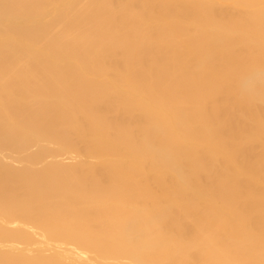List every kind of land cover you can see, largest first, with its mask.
<instances>
[{"label":"bare ground","instance_id":"6f19581e","mask_svg":"<svg viewBox=\"0 0 264 264\" xmlns=\"http://www.w3.org/2000/svg\"><path fill=\"white\" fill-rule=\"evenodd\" d=\"M0 264H264V0H0Z\"/></svg>","mask_w":264,"mask_h":264}]
</instances>
